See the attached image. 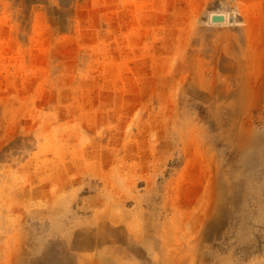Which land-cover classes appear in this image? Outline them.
Segmentation results:
<instances>
[{
    "label": "rangeland",
    "instance_id": "374dc122",
    "mask_svg": "<svg viewBox=\"0 0 264 264\" xmlns=\"http://www.w3.org/2000/svg\"><path fill=\"white\" fill-rule=\"evenodd\" d=\"M0 264H264V0H0Z\"/></svg>",
    "mask_w": 264,
    "mask_h": 264
},
{
    "label": "water",
    "instance_id": "95a60500",
    "mask_svg": "<svg viewBox=\"0 0 264 264\" xmlns=\"http://www.w3.org/2000/svg\"><path fill=\"white\" fill-rule=\"evenodd\" d=\"M213 22H224L225 17L224 16H219V15H214L212 17Z\"/></svg>",
    "mask_w": 264,
    "mask_h": 264
},
{
    "label": "bare ground",
    "instance_id": "6f19581e",
    "mask_svg": "<svg viewBox=\"0 0 264 264\" xmlns=\"http://www.w3.org/2000/svg\"><path fill=\"white\" fill-rule=\"evenodd\" d=\"M219 15L224 16V14H219Z\"/></svg>",
    "mask_w": 264,
    "mask_h": 264
}]
</instances>
